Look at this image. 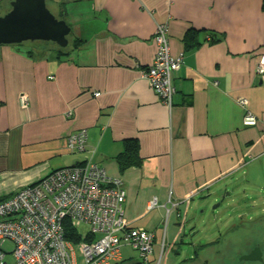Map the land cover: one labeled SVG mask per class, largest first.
<instances>
[{"label":"crops","instance_id":"0c3cea01","mask_svg":"<svg viewBox=\"0 0 264 264\" xmlns=\"http://www.w3.org/2000/svg\"><path fill=\"white\" fill-rule=\"evenodd\" d=\"M46 3L82 43L61 60L32 46L0 48V200L58 169L95 164L123 184L130 227L155 235L147 263L121 249L133 264H211L230 230L242 231L237 242L264 222L263 0ZM159 25L172 56H183L171 107L144 78ZM81 131L86 151L73 154L68 137ZM128 141L139 143L143 165L122 171L116 158Z\"/></svg>","mask_w":264,"mask_h":264},{"label":"built area","instance_id":"2783aa9c","mask_svg":"<svg viewBox=\"0 0 264 264\" xmlns=\"http://www.w3.org/2000/svg\"><path fill=\"white\" fill-rule=\"evenodd\" d=\"M157 56L144 78L168 107L176 93L175 74L183 56L173 57L168 26L159 25ZM181 58V59H180ZM264 74V57L260 71ZM26 107V100L22 99ZM247 125L256 121L249 117ZM86 131L68 137V150L86 151ZM126 191L104 169L89 163L53 172L18 195L0 202V264H117L121 249L130 244L146 260L153 254L154 234L133 229L125 218ZM74 220L83 240L73 243L64 237V219ZM86 229V230H85ZM13 244L12 250L6 244ZM13 257V263L7 261Z\"/></svg>","mask_w":264,"mask_h":264},{"label":"water","instance_id":"95a60500","mask_svg":"<svg viewBox=\"0 0 264 264\" xmlns=\"http://www.w3.org/2000/svg\"><path fill=\"white\" fill-rule=\"evenodd\" d=\"M11 11L0 16V47L26 43H53L61 49L69 46L72 29L48 9L46 0H16ZM263 251L256 247L242 261L263 262Z\"/></svg>","mask_w":264,"mask_h":264},{"label":"trees","instance_id":"16d2710c","mask_svg":"<svg viewBox=\"0 0 264 264\" xmlns=\"http://www.w3.org/2000/svg\"><path fill=\"white\" fill-rule=\"evenodd\" d=\"M262 9H263V11H264V0H263V7H262ZM52 14H54V13H52ZM55 15V14H54ZM56 16V15H55ZM57 17V16H56ZM57 19H59V20H62V17L60 18V17H57ZM68 24V23H67ZM69 25V24H68ZM70 26V25H69ZM71 27V26H70ZM72 33V32H71ZM194 34L196 35L197 33H193V32H191V31H189L188 32V34H187V43H188V45L189 46H191V43H194V42H192V40H193V38H194ZM217 38H219V39H217ZM70 37V39H72L71 38V35L69 36ZM69 37H68V40H69V46L66 48V49H61L60 47H58L57 45H55V44H53V43H41V42H35V43H29V44H42V45H51V44H53V45H55V46H57L58 47V49H56V51H53L54 53H55V55H57V57H58V60H61V58L63 57V56H69L70 55V53L72 52V51H74V50H77L78 49V47H79V45L82 43V41L81 40H72L71 42H70V39H69ZM211 37H212V39H213V43L215 44V43H218V41H220V39L222 38V36H219V35H214L213 33H211ZM215 38H216V40H215ZM26 44H28V43H26ZM196 45V44H195ZM31 46H34V45H31ZM36 46H38V45H36ZM43 47H45V46H43ZM21 49V48H20ZM20 49H18V50H20ZM77 154H79V153H77ZM116 162L118 163V165L120 166V168H121V170L122 171H127V170H129V169H131V168H140L142 165H143V160H142V158H141V156H140V148H139V143L137 142V141H128L127 143H126V147H125V151L121 154V155H119L117 158H116ZM86 165H88V164H79V165H77V166H73V167H83V166H86ZM69 168V167H68ZM63 169V168H62ZM58 170H60V169H58ZM57 171V170H56ZM55 172V171H54ZM52 174V173H51ZM51 174H49V175H51ZM26 188H28V187H26ZM26 188H23V189H21L20 191H18L16 194H14L13 196H11V197H14V196H16V195H18L19 193H21L22 191H24ZM10 197V198H11ZM0 201H3V200H0ZM63 225H64V237H65V239L66 240H68V241H70V242H73V243H80L82 240H83V235L85 234L84 232H82L83 230H81L80 229V227L79 226H77L76 225V223L74 222V220H72V219H70V218H65L64 219V222H63ZM261 226H264V222H262V223H260V224H258V225H254V228L252 229L253 231H251V230H249L248 232H247V235H246V238H253L254 237V235L256 234V236H263V233H264V231H262L260 228H261ZM86 230V229H85ZM154 234V233H153ZM155 236V235H154ZM154 243H155V237H154V240H153V253H154ZM249 245L251 246V250L252 249H254L255 247H257V246H259V242H257V241H253V239L252 240H249ZM8 246H9V248L10 247H12L13 246V244L12 243H10V242H8L7 244H6V249L8 248ZM125 246H129V247H131L133 250H135L134 248H133V246L132 245H130V244H125L123 247H125ZM122 247V248H123ZM9 248H8V250H9ZM13 248H14V246H13ZM200 249H202L203 247L202 246H200L199 247ZM198 250V249H197ZM197 250L195 251V253L197 254ZM9 251H11V250H9ZM136 251H138V250H136ZM138 252H140V251H138ZM141 253V252H140ZM177 254H179V252H177ZM152 256V255H151ZM150 257V256H149ZM149 257H148V259H149ZM140 258H141V261L142 262H144V263H147V261H148V259L146 260L145 258H143L142 257V254H140ZM192 260V259H191ZM14 261V260H13ZM186 261H189V260H186ZM9 262V261H8ZM133 262V260H132V258L131 259H129V260H126V261H123V262H121V263H117V264H133L132 263ZM142 262H138V263H135V264H141ZM185 262V261H184ZM10 263V262H9ZM13 263V262H12Z\"/></svg>","mask_w":264,"mask_h":264},{"label":"rangeland","instance_id":"374dc122","mask_svg":"<svg viewBox=\"0 0 264 264\" xmlns=\"http://www.w3.org/2000/svg\"><path fill=\"white\" fill-rule=\"evenodd\" d=\"M10 8H11L10 6H4V7L0 8V16H3L5 13H7ZM48 9H49V7H48ZM69 39H70V37H69ZM71 41H72V39H70V42ZM41 43H44V42H41ZM36 45H38V46H36ZM36 45H34L32 47L35 48V52H39V53H41L42 51L43 52L44 51H56V49L58 48L57 46H55L53 44H51V45L36 44ZM27 46H31V45H27ZM27 46H25L23 48L27 49L28 48ZM43 46H45V47H43ZM3 47H5V46H3ZM51 79H54V78H51ZM22 99L26 100V107H27L28 102H29L28 98H26V96H23ZM5 200H7V199H3V201H5ZM3 201H0V202H3ZM217 206H218V204H215V205L212 206V208L214 209ZM225 208H226V205H224V207L218 208L217 211L218 212L219 211L222 212L223 210H225ZM208 228H209L208 236L210 238L213 239L216 235H219L218 232H217L216 227L212 224L211 221L208 222ZM260 229L262 231H264V226H261ZM250 230L253 231L252 229H250ZM224 231H225V229H223V231H221V232L224 233ZM241 232L242 231H232V230H230V232H229L230 240L229 241H224L223 242L224 245L222 247L214 249L213 257H214V254H215L216 250L221 251V253H220L219 257L216 260H212L211 264H264V263H260V262H246V261H242L243 257L248 255L249 252L251 251V246L249 245V240L253 239V241H257L259 243H262V237L263 236L261 235L259 237V236H256V234H255L253 238H245V239H241L240 238L239 240H237V242H238L237 243L235 240H233V238H235V236H237ZM9 250H12V247H10ZM123 254L126 255V256H132L134 261H138V258L141 261V258H140V254L141 253L138 252V251L136 252V251H134L131 248L124 249L123 250ZM181 259L183 260L184 258L183 257L180 258V261H182ZM7 261L12 263L13 262V257L11 255L8 256Z\"/></svg>","mask_w":264,"mask_h":264},{"label":"bare ground","instance_id":"6f19581e","mask_svg":"<svg viewBox=\"0 0 264 264\" xmlns=\"http://www.w3.org/2000/svg\"><path fill=\"white\" fill-rule=\"evenodd\" d=\"M14 1H16V0H13L12 2H14ZM12 2H10V4H9L10 7H11V3H12ZM11 9H12V8H10L8 12H10ZM8 12H7V13H8ZM7 13H5L4 15H6ZM4 15H3V16H4ZM44 43H45V42H44ZM27 45H35V44H29V43H28V44H22V45H16V46H6V47H11V48H14V49H20V48L25 47V46H27ZM0 48H1V47H0ZM57 49H58V48H57ZM95 96L99 97L100 94H95ZM21 104H22V102H21ZM22 106H23V105H22ZM156 203H157L156 200L152 201V202L150 203V205H149V208H150V209L154 208V207L156 206Z\"/></svg>","mask_w":264,"mask_h":264},{"label":"flooded vegetation","instance_id":"af4514ba","mask_svg":"<svg viewBox=\"0 0 264 264\" xmlns=\"http://www.w3.org/2000/svg\"><path fill=\"white\" fill-rule=\"evenodd\" d=\"M259 247H261V249H262V251L264 253V233H263V237H262V243H259ZM254 249H252V250H254ZM252 250L249 252V254L252 252ZM263 260H264V255H263ZM260 263H264V261L263 262H260Z\"/></svg>","mask_w":264,"mask_h":264}]
</instances>
